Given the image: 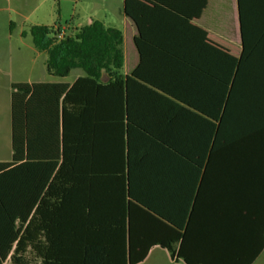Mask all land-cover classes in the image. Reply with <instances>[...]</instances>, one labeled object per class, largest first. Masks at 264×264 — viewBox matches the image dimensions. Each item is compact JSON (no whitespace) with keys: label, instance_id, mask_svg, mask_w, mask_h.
Masks as SVG:
<instances>
[{"label":"crops","instance_id":"1","mask_svg":"<svg viewBox=\"0 0 264 264\" xmlns=\"http://www.w3.org/2000/svg\"><path fill=\"white\" fill-rule=\"evenodd\" d=\"M152 1L187 16L206 38L179 18L154 10L145 13L141 35L124 14L123 0H0V153L6 156L0 161L12 157L11 83H69L58 98L50 87L38 93V173L45 171L51 186L45 209L98 216L106 230L123 220L142 241L151 238L145 232L159 238L163 230L174 232L173 221H189L205 177L206 160L200 163L199 156L206 149L209 117L203 109L214 111L220 102L221 47L239 55L243 21L250 53L264 52V0ZM216 7L222 12L211 9ZM93 20L122 31L118 79L103 71L90 80L80 68L65 77L50 75L45 52L22 34L33 24L60 22L63 29H74ZM15 69L24 71L25 79L15 80ZM149 246L136 264L164 259L185 264L156 241Z\"/></svg>","mask_w":264,"mask_h":264},{"label":"trees","instance_id":"2","mask_svg":"<svg viewBox=\"0 0 264 264\" xmlns=\"http://www.w3.org/2000/svg\"><path fill=\"white\" fill-rule=\"evenodd\" d=\"M148 10L175 16L206 38L204 29L172 8L152 0H123L124 14L141 35ZM241 29L238 56L221 47L220 102L216 101L214 111L203 109L209 117L206 149L199 156L200 163L206 160L205 177L191 204L189 221L184 225L173 221L174 232L163 230L159 238L145 232L151 238L139 240L132 223L128 232L123 220L106 230L98 216L45 209L51 186H47L48 174L38 173V93L50 87L58 98L71 85L11 83L12 157L0 161V264H136L145 258L151 241L185 264H250L264 246V52L253 56L243 21ZM22 34H30L34 47L45 52L50 75L65 77L80 68L90 80H97L103 71L120 78L123 34L116 27L93 20L63 29L55 22L30 25ZM140 39L135 37L138 47ZM261 46L264 51V41ZM159 217L172 221L164 214Z\"/></svg>","mask_w":264,"mask_h":264},{"label":"rangeland","instance_id":"3","mask_svg":"<svg viewBox=\"0 0 264 264\" xmlns=\"http://www.w3.org/2000/svg\"><path fill=\"white\" fill-rule=\"evenodd\" d=\"M223 8V7H222ZM212 10L214 9L216 13L218 12H222L220 10V8L216 7V8H211ZM223 18L225 19L224 15H222ZM31 40V36L30 34L28 35V42H30ZM37 66H40L41 65V59L38 60V62L36 63ZM37 68V67H36ZM13 74H14V79L15 80H22V79H25L26 77V74L24 71L20 70V69H15L13 71ZM34 74H37V71L34 72ZM45 76L48 77L47 73H45ZM6 156L5 154L3 153H0V159H5ZM157 251L156 252H163V251H160V249H156ZM144 264H172L168 259H164V260H159L158 262L156 263H151L150 261L149 262H146ZM254 264H264V249L261 253V255L259 256V258L255 261Z\"/></svg>","mask_w":264,"mask_h":264},{"label":"built area","instance_id":"4","mask_svg":"<svg viewBox=\"0 0 264 264\" xmlns=\"http://www.w3.org/2000/svg\"><path fill=\"white\" fill-rule=\"evenodd\" d=\"M62 34H63V32H59V34H58V37H61V36H62Z\"/></svg>","mask_w":264,"mask_h":264}]
</instances>
